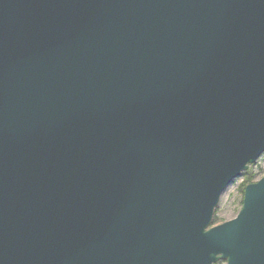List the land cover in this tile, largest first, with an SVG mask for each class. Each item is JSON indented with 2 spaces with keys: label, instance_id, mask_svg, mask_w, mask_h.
Here are the masks:
<instances>
[{
  "label": "water",
  "instance_id": "1",
  "mask_svg": "<svg viewBox=\"0 0 264 264\" xmlns=\"http://www.w3.org/2000/svg\"><path fill=\"white\" fill-rule=\"evenodd\" d=\"M264 0H0V264H264Z\"/></svg>",
  "mask_w": 264,
  "mask_h": 264
},
{
  "label": "rangeland",
  "instance_id": "2",
  "mask_svg": "<svg viewBox=\"0 0 264 264\" xmlns=\"http://www.w3.org/2000/svg\"><path fill=\"white\" fill-rule=\"evenodd\" d=\"M247 171L255 175V181L264 176V154H262L253 165H250ZM242 181L243 176L234 180L231 185L226 188L215 209L212 225H218L222 222L231 220L237 215L240 210V194L238 188Z\"/></svg>",
  "mask_w": 264,
  "mask_h": 264
},
{
  "label": "trees",
  "instance_id": "3",
  "mask_svg": "<svg viewBox=\"0 0 264 264\" xmlns=\"http://www.w3.org/2000/svg\"><path fill=\"white\" fill-rule=\"evenodd\" d=\"M243 176V181L242 183L239 185V194H240V201H239V205H240V208H241V205H242V196H243V189L246 185L248 184H251L253 183L255 180H254V176L252 172L250 171H246L245 173L242 174ZM220 264V263H218Z\"/></svg>",
  "mask_w": 264,
  "mask_h": 264
}]
</instances>
